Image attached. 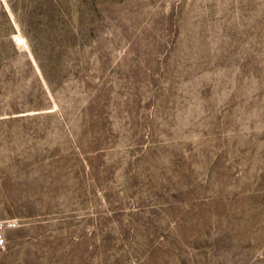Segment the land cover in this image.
I'll return each mask as SVG.
<instances>
[{"label": "rangeland", "instance_id": "374dc122", "mask_svg": "<svg viewBox=\"0 0 264 264\" xmlns=\"http://www.w3.org/2000/svg\"><path fill=\"white\" fill-rule=\"evenodd\" d=\"M7 220L0 264H264V0H0Z\"/></svg>", "mask_w": 264, "mask_h": 264}, {"label": "built area", "instance_id": "2783aa9c", "mask_svg": "<svg viewBox=\"0 0 264 264\" xmlns=\"http://www.w3.org/2000/svg\"><path fill=\"white\" fill-rule=\"evenodd\" d=\"M15 223H13L12 220L7 221H0V248L4 246L5 239L3 235V230L6 226H14Z\"/></svg>", "mask_w": 264, "mask_h": 264}, {"label": "bare ground", "instance_id": "6f19581e", "mask_svg": "<svg viewBox=\"0 0 264 264\" xmlns=\"http://www.w3.org/2000/svg\"><path fill=\"white\" fill-rule=\"evenodd\" d=\"M23 40V39H22ZM24 41V40H23ZM25 43V42H24ZM26 45V44H25Z\"/></svg>", "mask_w": 264, "mask_h": 264}]
</instances>
